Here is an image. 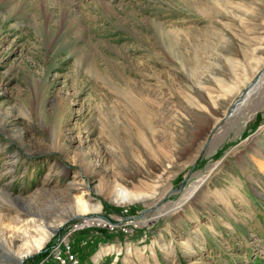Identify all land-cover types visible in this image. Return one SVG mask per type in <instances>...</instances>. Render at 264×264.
Here are the masks:
<instances>
[{
	"label": "rangeland",
	"instance_id": "374dc122",
	"mask_svg": "<svg viewBox=\"0 0 264 264\" xmlns=\"http://www.w3.org/2000/svg\"><path fill=\"white\" fill-rule=\"evenodd\" d=\"M263 63L264 0H0V264H264Z\"/></svg>",
	"mask_w": 264,
	"mask_h": 264
},
{
	"label": "bare ground",
	"instance_id": "6f19581e",
	"mask_svg": "<svg viewBox=\"0 0 264 264\" xmlns=\"http://www.w3.org/2000/svg\"><path fill=\"white\" fill-rule=\"evenodd\" d=\"M263 74H264V72L262 71L259 75H257V77L254 79L253 82H251V83L248 82L247 84H245V86L243 87L244 94H243V96L239 100H237L234 103L233 108L230 110V112L228 114V118L231 117L235 112H237V110L241 109L242 106L247 102V100L249 98H251L254 94H256L260 90L261 86L263 85V79H264ZM144 196H146V195L145 194H142V193H137V192H130V191H127L126 189H119V190H117L116 191V195H115L116 201H118L120 203L138 201V200L144 199L143 198ZM76 210L80 214H85V213H88L89 211H99L100 210V207L98 206V207H96L94 209L92 207V209H91V207L86 203V201L84 202L82 199H80L77 202ZM71 217L72 216H69V215L67 216L68 219L71 218ZM89 220H91V221L90 222H85V223H81V221H80V223H78L79 222L78 221V222L72 224L71 225L72 226V229L71 228L69 229V235L70 234H75V233L76 234L77 233L81 234V232H87V231H90V230L91 231L92 230H102V229H99V228H103V225H104L103 223H100L97 220H96V222H93V220H94L93 218L92 219L89 218ZM36 222L37 221L30 220V221L27 222V224L25 226L27 227L29 225H35ZM133 223H134L133 218H131V217H128L127 218L126 217L124 219L123 218L120 219L116 223H109L108 227H105L103 229L104 230L107 229L106 231L110 232L109 230L112 227H115L117 230H119V231L127 234L126 232L129 231L128 226L129 225H132ZM37 226L39 227V225H37ZM51 230L55 231L54 228H51ZM72 230H73V232H71ZM42 231L43 232H40V230L38 231L39 234H40V237L38 239L37 238L36 239H33V241L30 242V243L27 242L28 245H26L27 248H26V251L25 252H22V250H21L19 254H16L12 250H10V247H9L10 246V243H9V245L8 244H3L2 245V247H3L2 250L5 251V254L6 253L8 254V257L5 260H8V262L10 264H22V260L24 258H26L27 256H29L31 254H34V253L39 252L40 250H42V248L44 247V245L49 241V239L52 236V232L51 231H45L43 228H42ZM83 243L84 244H87V241H85ZM69 245L71 246V249H72V252H73L75 258L81 264V261L79 259V256H77V254L75 253V248H74V245H73V242H72L71 239L69 241ZM53 252L54 253H61L64 257H69L68 254L65 252L64 246L62 244L60 245V242L58 243L57 246L54 247ZM50 259H51V262L54 263V261H53V255H51V258ZM64 262L66 263V261H64Z\"/></svg>",
	"mask_w": 264,
	"mask_h": 264
},
{
	"label": "built area",
	"instance_id": "2783aa9c",
	"mask_svg": "<svg viewBox=\"0 0 264 264\" xmlns=\"http://www.w3.org/2000/svg\"><path fill=\"white\" fill-rule=\"evenodd\" d=\"M84 217H89V216H84ZM93 219H94L93 222H96V220H97L100 223H103L104 224L103 228L108 227L109 223H115L116 221H118V219L112 220V219H109V218L104 217V216L103 217H100V216L94 217ZM103 228H99V229L104 230ZM106 230L107 229H105L104 231H106ZM109 231L110 232H108V231H106V232H108L109 234H121V235H127L128 233L133 232V231H130V232L127 231L126 232L127 234H125V233L117 230L115 227H112ZM128 235H130V234H128ZM72 236H73V234L68 235L59 241L60 245L62 244L64 246L65 252L68 254L69 257H64L61 253H54L52 251L54 263H56V264H80L79 261L75 258L74 254L72 252L71 246L69 245V241L72 238ZM64 261H66V263Z\"/></svg>",
	"mask_w": 264,
	"mask_h": 264
}]
</instances>
